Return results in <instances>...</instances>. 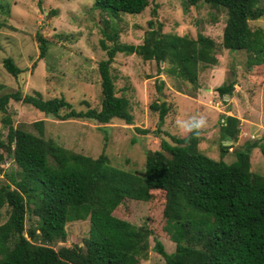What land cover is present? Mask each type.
Here are the masks:
<instances>
[{
    "label": "trees",
    "instance_id": "16d2710c",
    "mask_svg": "<svg viewBox=\"0 0 264 264\" xmlns=\"http://www.w3.org/2000/svg\"><path fill=\"white\" fill-rule=\"evenodd\" d=\"M91 1L94 10L116 19L119 13L139 14L154 0ZM201 1L225 11L223 49L246 54L247 76L263 74L264 27L251 30L248 21L264 23V0L184 3L193 6ZM36 2L39 6L42 0ZM157 31H148L143 44L136 47L117 42L115 30L111 34L102 31L112 45L106 47L100 41L106 58L97 63L98 110L76 111L62 96L44 100L36 91L0 95V113L4 115L0 122L7 130L0 141V176L5 177L0 186V209H7L0 224V264H139L147 255L150 237L151 249L163 264H264V176L253 174L249 164L253 148L264 159V132L233 151L234 161L225 163L222 157L232 146L222 142H236L239 120L221 117L218 160L199 151V130L193 122L188 126L192 130L187 127L183 136L164 134L166 139H160L158 150L145 153L142 175L138 176L111 166L103 152L91 158L44 139L42 121L32 124L37 132L34 135L13 128L8 120L6 105L12 100L61 121L80 119L105 125L116 119L132 125L127 100L114 93L110 65L117 53L161 62L167 74L196 87L199 68L217 63L214 42L201 34L194 38L157 36ZM35 39L41 59L47 43L38 34ZM1 65L14 78L23 71L8 57ZM232 86V82L220 85L215 92L219 97L231 95ZM149 108L157 112V132L168 108L165 103L150 104ZM5 157L15 166L14 171L2 170ZM125 199L155 208L156 227H135L114 217L112 212ZM26 213L34 218L28 228L24 226ZM85 220L88 231L81 246L53 248L65 241L67 223ZM161 237L173 243V252H165L158 240Z\"/></svg>",
    "mask_w": 264,
    "mask_h": 264
},
{
    "label": "rangeland",
    "instance_id": "374dc122",
    "mask_svg": "<svg viewBox=\"0 0 264 264\" xmlns=\"http://www.w3.org/2000/svg\"><path fill=\"white\" fill-rule=\"evenodd\" d=\"M154 6L155 14L151 15ZM225 19L223 9L213 8L202 1L187 6L184 0H154L139 14L119 13L115 19L107 12L94 10L91 0H42L39 6L36 0H0V95L36 91L44 100L62 96L76 111L98 110L97 63L106 58L100 41L106 47L112 45L102 31L111 34L115 30L117 42L133 47L142 45L145 34L157 29V36L194 38L201 34L214 42L217 60L210 67L199 65L196 87H193L176 75L167 74L166 65L161 62L143 60L136 54H115L110 65L114 93L127 100L132 125L116 119L105 125L91 120L61 121L12 100L6 105L8 120L13 128L34 135L37 132L32 124L42 121L44 139H51L60 147L91 158L103 152L111 166L141 176L145 153L158 150L164 134L183 136L191 123L197 125L201 119L204 124L197 127L200 136L197 147L208 158L220 159V119L223 115L233 116L240 122L239 133L234 145H226L232 148L222 157L225 163H230L234 161L233 151L247 140H257L264 132V73L247 76L244 71L246 54L223 49L221 33ZM248 27L262 29L264 23L261 20L248 21ZM36 34L47 43L46 54L41 59L38 58ZM7 57L23 70L16 78L2 68L1 61ZM231 82V95L219 97L215 89ZM160 103H165L168 113L156 132L157 112L150 110L149 106ZM3 116L0 113V119ZM145 130L148 133H144ZM6 132L0 122V141H4ZM249 164L253 174L264 176V159L257 148L249 151ZM1 167L4 172L15 170L8 157ZM4 180L0 176V186ZM6 210L0 209V224L6 218ZM156 213L155 208L144 202L125 199L112 215L135 227L153 229L159 221L158 217L154 219ZM148 216L151 219H146ZM33 220L26 213L25 228ZM64 229L65 241L53 245L55 250L60 246H81L88 231V221L70 222ZM158 240L165 252H173L172 242L162 237ZM152 245L150 237L147 255L139 264H163L152 251Z\"/></svg>",
    "mask_w": 264,
    "mask_h": 264
},
{
    "label": "clouds",
    "instance_id": "9594fccd",
    "mask_svg": "<svg viewBox=\"0 0 264 264\" xmlns=\"http://www.w3.org/2000/svg\"><path fill=\"white\" fill-rule=\"evenodd\" d=\"M220 122H221V120H220ZM203 124H204V121H203V119H201L200 121L197 122V125L196 126L197 127L203 126ZM188 130L191 131L192 130L191 127H188Z\"/></svg>",
    "mask_w": 264,
    "mask_h": 264
},
{
    "label": "water",
    "instance_id": "95a60500",
    "mask_svg": "<svg viewBox=\"0 0 264 264\" xmlns=\"http://www.w3.org/2000/svg\"><path fill=\"white\" fill-rule=\"evenodd\" d=\"M222 144H223V145H227V144H232V145H234V142L223 141Z\"/></svg>",
    "mask_w": 264,
    "mask_h": 264
}]
</instances>
